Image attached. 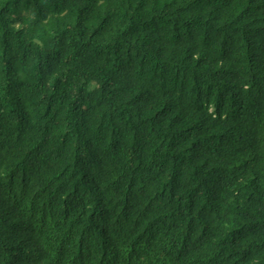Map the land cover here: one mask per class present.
Segmentation results:
<instances>
[{
    "label": "trees",
    "instance_id": "16d2710c",
    "mask_svg": "<svg viewBox=\"0 0 264 264\" xmlns=\"http://www.w3.org/2000/svg\"><path fill=\"white\" fill-rule=\"evenodd\" d=\"M0 264H264V0H0Z\"/></svg>",
    "mask_w": 264,
    "mask_h": 264
}]
</instances>
